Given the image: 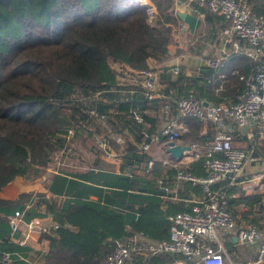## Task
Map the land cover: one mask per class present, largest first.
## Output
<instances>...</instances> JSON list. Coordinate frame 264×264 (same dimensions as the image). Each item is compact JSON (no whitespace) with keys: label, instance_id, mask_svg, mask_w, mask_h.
<instances>
[{"label":"trees","instance_id":"1","mask_svg":"<svg viewBox=\"0 0 264 264\" xmlns=\"http://www.w3.org/2000/svg\"><path fill=\"white\" fill-rule=\"evenodd\" d=\"M150 1L156 11L151 15L139 0H0V31L13 28L12 33L0 36V190L16 177L36 180L52 164L58 171L45 182L56 199L35 191L20 193L12 200L0 198V264H6L1 261L6 254L9 264H28L16 258L14 252L19 247L9 241V217L17 210L24 211L25 221L50 215L59 224L47 236L44 264H103L118 240L128 242L137 236L150 242L167 239L169 221L160 209L158 194L162 191L156 186L163 167L155 162L149 172L140 170L139 165L151 159L150 151H139L136 143L128 140V134L138 135L143 128L135 117L150 121L143 111L156 109L164 101L145 99L140 88L129 83L139 95L123 94L121 90L125 88L116 84L113 68L123 65L130 71H140L147 68L149 58L166 57L171 28L178 20L173 14V0ZM200 11L202 24L208 27L206 43H215L211 52L214 54L221 40L223 20L205 9ZM226 63L229 84L223 95L234 98L241 85L239 75L247 76L257 63L234 53L229 54ZM214 70L202 67L194 75L171 73L174 99L191 93L198 100H218L209 84ZM95 92H103L104 99L93 107L104 112L116 104L121 110H130L126 118L107 113V128H102L89 114L93 107L82 105L83 95L90 94L88 99ZM60 107L70 108V120L58 114ZM175 113L172 107L171 115ZM180 121L188 126L181 136L183 142L203 147L210 133L200 129V121ZM72 123L82 130L92 125L95 134L109 130L123 138L119 172L100 160L93 165L97 171L82 169L80 164L69 166L67 160L55 167L53 155L59 151L66 154L65 136ZM90 141L96 154L95 144ZM109 142L112 150L119 152L114 141ZM127 165L132 167L130 174L125 172ZM168 169L172 170L167 174L176 172ZM25 203L34 205L25 210ZM40 207H44V213L38 210ZM188 209L177 206L173 211ZM177 260L183 257L151 256L141 250L125 264H174Z\"/></svg>","mask_w":264,"mask_h":264},{"label":"built area","instance_id":"2","mask_svg":"<svg viewBox=\"0 0 264 264\" xmlns=\"http://www.w3.org/2000/svg\"><path fill=\"white\" fill-rule=\"evenodd\" d=\"M139 2L148 14L156 13L155 8L146 1L139 0ZM173 6L174 16L180 8H184L199 18L201 24L203 12L200 9L222 18L224 28L219 47L214 55L205 58L207 67L219 70L230 53L244 55L257 64L247 76L233 72L239 75L241 85L237 95L227 103L204 105L203 101L188 93L175 102L176 119H169L157 133L152 135H148L144 129L141 130L140 134L147 138V141H142L137 150L147 152L151 143L159 147L161 143L167 145L180 139L187 132V128L180 122L181 119L193 118L203 124L212 125L214 136L211 140L203 147L197 144L190 146L195 151V160H201L202 175L194 174L187 168H179L176 164H172L166 155L161 158H151L145 165L141 164L138 167L149 172L154 163L159 162L163 168H173L176 170L175 180L187 184L191 190H198L200 197L192 202L188 210L169 217L167 239L150 242L137 236L138 238L128 242L118 240L114 250L106 255L103 264H125L133 258L134 253L141 250L151 256L169 254L183 257V260H177L174 264H224L227 253L218 239L217 232L226 234L235 231L237 242L242 245L255 244L264 236V232L253 223L238 224L227 209L225 189L214 188L218 183L233 186L237 183L244 164L253 160L247 151L232 147V136L226 129V121L228 119L234 121L240 127L253 125L258 131L264 125V17L258 15L247 0H173ZM171 30L173 39H186L187 42L197 39L191 34L186 23L179 19ZM239 41L244 42L246 46L241 47ZM154 62L155 59L149 58L147 68L140 71H130L123 65H114L113 68L117 74L124 72L127 82L139 87L145 99L153 100L156 90V72L152 68ZM180 71V66L174 64L171 73L178 75ZM164 111L168 112L169 107ZM107 113L96 107L89 110L90 116L100 123L102 128H107L105 120ZM135 119L138 123L144 122L139 116ZM74 126L78 128L72 123L65 137L73 134ZM88 129L96 144V154L101 159L116 165L115 172H119L123 162V152L120 150L124 145L123 138L109 130L95 134L91 128ZM109 140L114 141L119 147V152L112 150ZM93 170L97 171L96 168ZM131 170V166L125 167L126 174H130ZM53 174H58V171ZM43 175L38 178L41 183H45L49 178ZM156 184L162 191V198L171 197L174 201L178 200L172 190L164 185L162 179H158ZM48 198L53 200L56 196L51 194ZM24 205L27 210L29 204ZM23 212L17 210L9 217L12 230L9 241L17 246H24L34 230L43 235H51L60 227L53 220L46 224L40 218L25 221ZM138 241L139 245H137ZM1 261L9 264V254L3 255Z\"/></svg>","mask_w":264,"mask_h":264},{"label":"crops","instance_id":"3","mask_svg":"<svg viewBox=\"0 0 264 264\" xmlns=\"http://www.w3.org/2000/svg\"><path fill=\"white\" fill-rule=\"evenodd\" d=\"M247 1L258 15L264 17V0ZM178 11L189 14L191 13L189 10L184 8H180ZM238 43L241 47L246 46L245 43L242 41H239ZM180 47H177V49L170 52V47L168 46V52L166 57L160 60H155V62L152 63L153 71L156 72V90L155 99L153 100H161L164 101V103H161L160 106L156 109L148 108L143 111L146 116L150 117V121L146 120L142 123V129L148 132V135L157 133L169 119H176V113L175 115H171V108H175L174 105L176 100L173 96L176 90L170 84L173 78V75L171 74V69L174 64H179L177 60L182 55L178 54V48ZM171 55L179 56L173 59L171 58ZM225 63L226 62L222 64L219 70H214L209 80L210 87L212 88L211 91L218 100L202 99L201 101L206 104L227 103L233 98V95H223V93L227 91V85L229 84V80L227 78L228 63L224 65ZM202 67H207L206 59H204L203 61L201 60L200 64L197 65L196 71L194 72L191 71L189 73L184 67L182 69L180 67V74L194 75ZM122 76H125L124 72H118L117 76H115V81L120 88H125V90H121L123 94H126L128 96L139 95L138 89L135 87H131V85H128L127 79L125 81L124 77L122 78ZM139 91L141 92L140 89ZM91 94V96L95 97L96 99L98 98L97 101L104 99L103 92H95ZM166 107H169L168 112L164 111ZM129 111L130 110L127 109L121 110V108L114 105L107 110L108 113H111L113 115H119L121 119H125V114H128L126 112ZM184 126L188 128L186 124ZM142 129H140L138 135L128 134V140L130 144L136 143V146L138 147L142 141H147V138L140 134ZM200 129L203 132H207L208 134L210 133V136H208L207 141L212 139L214 131L210 123H201ZM226 129L231 133L232 147L247 151L251 154V158L253 160L248 161L244 164L242 173L238 178L237 183H235L233 186H226L224 183H218L214 186V188L225 189L227 194V209L230 211V213L235 218V221L238 224L253 223L264 232V125L262 129L258 131V128L253 125H251L250 127H240L234 121L228 119L226 121ZM175 143L178 145L189 146L183 142L182 138L176 140ZM166 149L167 145L165 143H161L159 147L157 144L151 143L149 148V156L155 159L156 157L161 158L166 155L168 160L172 164H176L177 166H179V168L194 169V172L198 173L197 175L203 174L201 163H199V160H195V151L192 150L191 147L188 151H184L182 156L177 159L169 156ZM96 156L100 160H103L98 155ZM107 163L110 167H117L111 162ZM171 170L172 169L161 168V173H163V176H158V178L156 179V181L158 179H162L164 185L168 186L172 190L173 194L176 195L178 198V200L174 201L171 197H166L165 199L162 198L161 192L158 194L159 199H161L160 209L165 213L167 219L177 213L173 211L174 209H176L177 206H179L181 210L188 209L192 202L200 197L198 190H191L187 186V184L177 182L174 178V172H170V174H167V172ZM156 186L160 190L157 184ZM31 191L43 193L47 198L51 197V193L46 188V183H41L38 178L33 181H24L22 178L16 177L6 186L1 188L0 198L3 200H12L16 198L17 195L20 193H28ZM90 199L95 200L96 197L90 196ZM32 205L34 204H31L29 206L30 209L32 208ZM38 210L42 213L45 212L44 207H40ZM33 218H40L45 224L50 223V221H52L50 215L42 217L35 216ZM217 235L218 239L225 248L227 256H230V259L234 264H264V261L260 259V253L264 249V236L259 242L255 244L242 245L237 242L235 231L226 234L222 232H217ZM47 236L50 235H43L40 234L38 231L34 230L31 233L30 239L27 241V243L24 246H18L19 250L14 252L16 258L28 264H44L45 254L48 249L49 237ZM240 248H243L242 253L239 251ZM248 256H251V258L249 257L250 261L246 260Z\"/></svg>","mask_w":264,"mask_h":264},{"label":"rangeland","instance_id":"4","mask_svg":"<svg viewBox=\"0 0 264 264\" xmlns=\"http://www.w3.org/2000/svg\"><path fill=\"white\" fill-rule=\"evenodd\" d=\"M146 1L148 4L153 5V3H151L150 0H144ZM155 8V7H154ZM207 29L208 27L204 26L203 24H201L200 28L197 30V32L193 35H195L194 37L197 38L191 42H187L186 39H173L172 36V30H171V43L169 45L170 47V52H172L173 50L177 49V47L179 49L178 54H182L181 57L177 60V62L179 63L178 65L181 67V69L184 67L186 69L187 72H191V71H196L197 69V65L200 64L201 60L203 61L205 59V57L209 54L211 55L212 50L215 48V43L211 42L210 44L206 43V37L207 35ZM13 32V28H4L1 29L0 31V36L1 37H5L7 36L9 33ZM202 33L199 37L197 36V33ZM215 39V38H214ZM218 49V48H217ZM177 55V56H179ZM177 56L175 55H171V58H176ZM196 59V60H193ZM117 75V74H116ZM120 75V74H119ZM124 77L125 81H126V76H122V78ZM88 96L83 95V99H82V105H86V106H92L93 104L97 102L98 98L96 99L95 97H90L87 99ZM58 114L60 116L65 117L66 119L70 118V108L69 107H60L57 109ZM70 120V119H69ZM91 129L92 132L94 131L93 126L91 125ZM104 130L101 132L103 133ZM91 133L89 129H83L82 128H76L74 127L73 129V134L71 136L66 137V148L63 154L61 153V151H59L57 154L55 153L53 155L54 160H55V167H60L61 163H65V161L67 160L69 163V166L72 164H80V166H82V169H86V168H93V165H95L94 163H96L97 160H100L97 156H95V154L93 153V150L90 148L91 147V141L93 136H89V138H87V134ZM105 133V132H104ZM79 136H78V135ZM178 140V139H177ZM94 142V141H93ZM111 144V143H110ZM96 145V144H95ZM113 147V145L111 146V148ZM62 158H59L60 156H62ZM63 159V162H62ZM104 160V159H103ZM100 160L102 161V163H104L105 165H107L106 161L104 160ZM106 162V163H105ZM110 163V161H108ZM54 164H52L53 166ZM51 165L47 166L44 171H41V175H47L48 177H50L53 173H55L57 170L55 168H53ZM73 166V165H72ZM179 167V166H178ZM43 175V176H44ZM243 248H240L239 251L242 253ZM242 255V254H241ZM249 257L251 258V256H248L246 258V260H249ZM229 261L234 264L231 259L230 256H227V258H225V262L224 264H230ZM250 261V260H249Z\"/></svg>","mask_w":264,"mask_h":264},{"label":"water","instance_id":"5","mask_svg":"<svg viewBox=\"0 0 264 264\" xmlns=\"http://www.w3.org/2000/svg\"><path fill=\"white\" fill-rule=\"evenodd\" d=\"M176 16L179 20L186 23L191 34H195L197 32L201 24V20L199 18L195 17L192 14L179 12V11L176 12ZM203 104L206 105V103ZM189 149H190L189 146L178 145L175 142H170L167 144L166 151L168 152L169 156L177 159L182 156L184 151H188ZM260 259L264 261V249L260 253Z\"/></svg>","mask_w":264,"mask_h":264}]
</instances>
